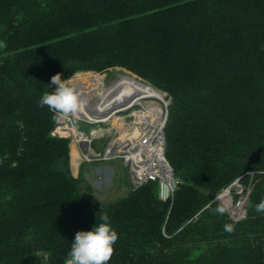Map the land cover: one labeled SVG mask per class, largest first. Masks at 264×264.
I'll return each mask as SVG.
<instances>
[{
    "label": "trees",
    "instance_id": "1",
    "mask_svg": "<svg viewBox=\"0 0 264 264\" xmlns=\"http://www.w3.org/2000/svg\"><path fill=\"white\" fill-rule=\"evenodd\" d=\"M114 69L170 99L167 200L149 182L95 203L39 104L57 73ZM238 179L234 222L215 199ZM262 198L264 0H0V264H64L104 213L119 237L107 264H264Z\"/></svg>",
    "mask_w": 264,
    "mask_h": 264
},
{
    "label": "built area",
    "instance_id": "2",
    "mask_svg": "<svg viewBox=\"0 0 264 264\" xmlns=\"http://www.w3.org/2000/svg\"><path fill=\"white\" fill-rule=\"evenodd\" d=\"M85 73L88 72L74 74L72 84L84 85L86 82L82 81V78ZM94 93L99 96V101L92 100ZM83 96L88 101L85 107L93 114V119L78 117L76 121L90 129L85 131L76 122L73 124L67 119L56 118V124L52 131L54 137L69 140L70 151H73L74 148L78 155L77 168L82 164L92 165L95 162L106 163L120 160L129 171L132 187H139L149 182H158L159 184L166 182L165 177L171 174L165 157L164 133L168 102L164 99L147 97L137 103L134 100L135 105L126 106L124 111L119 113L112 111L109 114H95L94 106L102 103V93L91 92ZM154 100L160 101L163 105L155 103ZM156 112L158 117L155 115ZM112 114H115L113 118H111ZM92 125L97 126L92 127ZM69 128H76L78 134L76 136L69 135ZM73 171L75 172L74 168ZM238 188L240 190L236 193L237 200L231 199V192L226 195L229 197V201L225 197L221 200L223 205L229 207L228 214L234 222H238L246 216L250 193V190L244 192L243 187Z\"/></svg>",
    "mask_w": 264,
    "mask_h": 264
},
{
    "label": "clouds",
    "instance_id": "3",
    "mask_svg": "<svg viewBox=\"0 0 264 264\" xmlns=\"http://www.w3.org/2000/svg\"><path fill=\"white\" fill-rule=\"evenodd\" d=\"M73 77L62 79L57 73L51 77L52 91H45L39 100L41 106H47L55 118L67 119L75 123L79 113L83 111L88 101L72 84ZM229 211L227 205H220L215 209L219 215ZM257 213H264V198L255 205ZM103 221L89 231H78L72 242L71 249L67 254L64 264H107L115 252L114 245L118 241L117 232L112 229L109 217L106 213L101 214ZM224 231L232 233L234 226L225 224Z\"/></svg>",
    "mask_w": 264,
    "mask_h": 264
},
{
    "label": "rangeland",
    "instance_id": "4",
    "mask_svg": "<svg viewBox=\"0 0 264 264\" xmlns=\"http://www.w3.org/2000/svg\"><path fill=\"white\" fill-rule=\"evenodd\" d=\"M87 72L88 73L84 74V77H83V75H81V76L83 77L82 81L86 82V83H84V85L87 86L88 89L84 85H80L79 88L83 89L84 91L86 89L88 94H90L91 92H99L100 94L102 93V96H103L106 92H108L109 90L116 87L117 84H120L124 81H128V82H131L133 84L144 83L146 85L151 86L150 84H148L146 82L142 81V83H141V82L137 81L136 79H138V78L136 76L130 74L126 70L114 69V70H109L106 73H98L95 71H93V72L87 71ZM96 73H98V74H96ZM122 74H123V76H126V77H129L127 75L134 76L136 79H134L132 77H129L131 79L121 77ZM79 79L81 81V77ZM138 80H140V79H138ZM103 83L105 86L103 85ZM103 86H104V88H102ZM108 88H109V90H108ZM154 89H156V88H154ZM157 91H159V90H157ZM159 92L162 95H164L163 99L166 102H168V104H170V99L167 97V94L162 92V91H159ZM92 100L93 101H99V96L96 93H94L92 96ZM154 102L159 103V105H163V103H161L158 100H154ZM148 104H150V103H148ZM155 115H156V117H158L157 112L155 113ZM159 117H160V115H159ZM76 123L80 128H82L85 131H88L90 129V127L84 126V124H82L81 122L76 121ZM96 126L97 125H92V127H96ZM69 130L74 131V128H69ZM70 156H71V160H72V151H70ZM72 162H73V160H72ZM94 167L95 166H93V168L86 169L87 172L92 173V177H91L92 181L90 183L86 182V181H83V182L81 181L80 184H81V187L83 188V190L87 193V195L95 203L100 204V205L108 204L110 202L124 198L125 196H127L129 194V192L132 189V185L130 182V175H129V171H128L127 167L122 163V161L115 160V161L106 162V163H99V167H101L104 170L102 172V174H100V176H98L97 173H94ZM107 167L111 168L112 171H110L111 169L110 170L105 169ZM92 170H93V172H92ZM71 173L73 175L72 170H71ZM74 174L75 175L77 174V170H75ZM233 189L236 193L239 192V190H240L238 187L233 188ZM230 197L234 201V194H232V191H231Z\"/></svg>",
    "mask_w": 264,
    "mask_h": 264
},
{
    "label": "bare ground",
    "instance_id": "5",
    "mask_svg": "<svg viewBox=\"0 0 264 264\" xmlns=\"http://www.w3.org/2000/svg\"><path fill=\"white\" fill-rule=\"evenodd\" d=\"M121 77H125V78H129L126 76L121 75ZM131 79V78H129ZM81 84L79 83H75L74 86L77 87V90L81 93V95H86L88 94V92L79 88ZM85 86V85H84ZM87 89L88 87L85 86ZM134 96L135 99V103H137L138 101H140L141 99L147 98V97H155L158 98L160 100H163V96L160 92H158L155 89H150L148 86L143 85V84H133L131 82L128 81H124L120 84H117L116 87H114L113 89L109 90L108 92H106L102 98V103L99 105H95L94 106V110H95V114H102L105 113V111H108L111 107H113L114 105H117L121 102H124L127 98ZM84 97V96H83ZM93 114H91L88 109L85 107L83 109V111H81L79 113V118L80 117H87L90 119H93L92 117ZM61 122L63 120H60ZM68 134L72 135V136H76L78 134L76 128H74V131L72 130H68ZM72 160H73V165L74 168L76 170L77 167V161H78V155L75 151V149L73 148L72 151ZM165 180L169 181L171 180V174H168L165 177ZM228 198V196H225V199ZM229 201V198H228Z\"/></svg>",
    "mask_w": 264,
    "mask_h": 264
},
{
    "label": "water",
    "instance_id": "6",
    "mask_svg": "<svg viewBox=\"0 0 264 264\" xmlns=\"http://www.w3.org/2000/svg\"><path fill=\"white\" fill-rule=\"evenodd\" d=\"M150 89H154L152 86H149L147 85ZM156 90V89H155ZM159 92V91H158ZM134 96H131L129 98H127L124 102H121L117 105H114L113 107H111L109 109V111H106L105 113L109 114L111 113L112 111H116L117 113L121 112V111H124L123 109L126 107V106H130L132 107L133 105H135L134 103ZM104 113V114H105ZM115 114H112L111 115V118L114 117ZM168 165L170 166L169 162L167 161ZM170 170H171V180L169 181H166V182H161L160 183V189H159V194H160V198L162 200H167L171 194V191H173L175 188H176V181L174 180V177H173V169L171 168L170 166ZM242 187L241 184L239 183V179L236 180L231 186H229L227 189H225L223 191L222 194H220L219 196L216 197L215 200H219L221 201L226 195H228L231 190L234 188V187Z\"/></svg>",
    "mask_w": 264,
    "mask_h": 264
},
{
    "label": "crops",
    "instance_id": "7",
    "mask_svg": "<svg viewBox=\"0 0 264 264\" xmlns=\"http://www.w3.org/2000/svg\"><path fill=\"white\" fill-rule=\"evenodd\" d=\"M99 163L100 162H95V163H93L92 165H88V164H82L79 168H77V174L75 175L74 174V171H73V162H72V160H71V170H72V172H73V176H75L76 178H78L79 176H83V178H84V181H86V182H91L92 181V179H91V177H92V173H90V172H87L86 171V169H88V168H93V166H95L94 167V173H97L98 174V176H100V174H102V172L104 171L101 167H99ZM105 169H111V168H109V167H107V168H105ZM110 171H112V169L110 170ZM92 172H93V170H92ZM132 185V184H131Z\"/></svg>",
    "mask_w": 264,
    "mask_h": 264
}]
</instances>
